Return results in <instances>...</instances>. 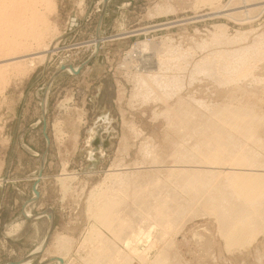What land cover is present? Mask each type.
Segmentation results:
<instances>
[{
	"label": "rangeland",
	"instance_id": "1",
	"mask_svg": "<svg viewBox=\"0 0 264 264\" xmlns=\"http://www.w3.org/2000/svg\"><path fill=\"white\" fill-rule=\"evenodd\" d=\"M17 1L19 2V0ZM235 1L38 0L40 2L38 4L39 13L35 17L31 16V23L27 22L30 25L29 30H26L27 35L25 32L21 33L20 37L15 36L12 44L9 41L4 44L1 42L2 44L0 45V264H23L28 259H31L28 264H95V261L92 260V256H94L93 250L99 249L98 247L102 246L104 240L101 242L102 238H96V234L92 235L93 229L97 232L101 231L102 235L105 234L106 236H104L107 237V240L110 239L106 241L111 242L115 250L111 259H120L119 264L129 261V258L128 264H151L159 258L161 260L165 259L168 264H264V233L257 232V237L253 234L254 241L252 240V242L247 237H244L250 242H248L249 245L247 246L244 243L242 244L245 241L242 238L244 240L241 239L237 244L240 245L241 243L243 248L238 247V245L233 247L232 244L227 243L223 236L224 232L221 230L223 235H220L219 231L222 221L217 216L219 213L215 214L219 210L217 211V207H214L215 205L212 203L217 198L214 195H209V191L208 193L205 192L207 189L213 192L215 189L213 185H219V181L225 180L222 175H227L228 173H224L235 172V169L241 170L239 168L242 166L239 165L240 167L237 168V162L239 163L240 161L239 164H241L250 153L251 157L263 160H261L262 163L258 162L261 163V166L256 159L254 161L256 166L252 162L247 167V163L251 161L248 159L244 160L241 165L246 162L243 165L245 169H250L253 165L251 170L264 173V167H262V165L264 166V0ZM24 15L30 18L29 13H24ZM22 34L25 36H22ZM25 48H27V51ZM151 57L154 60V66L145 67V61ZM242 57L244 58L243 61L240 59ZM248 58L251 60H248ZM200 65L206 66L204 68ZM70 68L72 71L69 70ZM160 72L167 78L169 76L167 80L171 81L174 86L176 82L177 85L181 84L182 87L180 84L175 86L179 93L175 89L173 92V94H179L181 97L172 94V99L171 96L166 97L167 101L163 96L158 95L159 97L157 96V98H161V101L159 99L158 102H154V98L148 97L151 95L147 94L150 89L156 90L155 88L158 85L159 88L163 89L158 81L156 84L151 79L160 75ZM141 75L142 77H139ZM171 77H174L175 81ZM177 77L181 78L177 79V81L175 79ZM139 78H143L145 81L143 82ZM140 81L143 83L139 84ZM145 82L148 86L144 84ZM153 83L156 87H154ZM142 84L144 86H141ZM144 94L148 96L146 97ZM178 98H185L187 104L185 105V102L184 104L182 103L185 99L181 102L182 104H179L177 102ZM162 99H165V102ZM174 104L178 105L177 110ZM191 104H195V108L199 112L194 106L192 107L195 111H190L189 109H192ZM217 109L221 111L218 112L216 111ZM222 109L229 110L226 112L227 114L225 112L221 114ZM236 109L240 110L238 113L242 112L244 117L241 114H235L237 113ZM241 109L244 111L246 109L247 112L250 109L252 114L251 112L248 113L253 116L252 119H250V116L245 117L248 113L246 111V114L243 113L244 111ZM193 111L194 113L191 115ZM229 111L231 114L228 113ZM218 113L226 116L232 115V113L235 115H232L233 117L231 116V118H224L225 115L219 116ZM176 114L177 119L175 120ZM211 114L218 117V120L222 118L215 123L214 121L217 119ZM190 115L195 117L190 118ZM183 116L189 118L186 120V117L184 118ZM209 116L212 118H209ZM178 118L180 119L179 121ZM181 118L182 120L185 119L182 122V125L185 126H183L185 131L181 130L182 126L176 127L181 125ZM245 118L246 120H244ZM247 118L253 125L250 123L245 125L254 126V128H251L257 132L252 131L250 126L249 128L246 126L243 128L252 131V133H249L244 129L248 132L246 135V131L244 132L243 128H240L245 126L244 123H247ZM256 118L260 119V122L253 120ZM230 119L233 121L231 122ZM224 120H226V123L229 122L228 124L230 125L234 121L237 122L236 124L242 123L243 125H238L239 127L236 124L229 125L230 128H234L236 131L233 132L234 130L232 131L227 126L228 124L224 123ZM251 120L255 122L252 123ZM175 121H177V125ZM185 121L190 122L186 123ZM212 122L215 125L219 123L221 125L219 127L223 125H225L223 127H228L225 128L227 129L228 137L225 130V133L219 131L221 128L217 127V125L213 128V131L217 127L219 132L215 130L213 133L212 129H210L213 126L209 127L211 124L213 125ZM235 125L238 128L234 127ZM191 126L193 130L197 131L198 128V130L201 129L203 132L198 131L195 134ZM202 127L206 128V130H203ZM189 129L192 130V133L194 132L193 135L189 133L191 132ZM239 130L242 132H238ZM182 131L187 135L184 136L185 134L183 135ZM201 132L203 135L205 132L207 133L204 135L205 139L202 135L203 143H201V138H198L201 142L196 138L201 135L198 134ZM222 133H224L223 141L226 145L232 146L235 144L232 146L233 152H235L234 156H244L241 157L243 158L242 161L240 157L237 159L231 155L233 152H231L230 146L231 157L229 152L219 145L222 143V140L219 141L223 139ZM231 133L236 136L232 138ZM241 133H243V137H240ZM213 134L216 135L217 140L220 137L218 140L220 143H218ZM257 134L258 136H256ZM189 135L194 136L195 140L194 138L190 140L192 138H189ZM237 135L242 141L244 140L243 142L246 143V145L244 144L245 147H243V142L240 138L238 143H233L234 140L232 141L231 139L238 138ZM209 136L213 137V139L211 137L208 139ZM247 137L251 138L248 139ZM225 138H230L232 145ZM197 140L198 145H196ZM210 140H216L215 144H217L213 146L214 141ZM235 141L237 140L235 139ZM182 142L186 144L184 145ZM205 142V146L209 144L210 147L207 146L211 149L206 147V150H210L212 154H214L213 152L216 154L217 151H227H223L226 156H221V152L218 154V156L220 155L219 159L222 160L221 157H223L222 161H225L224 165L226 167L222 168L221 160L218 162L217 159H215L216 163L209 164L210 160L208 161V159L211 153L204 149L205 146L203 144ZM224 142L222 146L226 147ZM211 143L212 145H210ZM148 145L150 148L147 147ZM191 145L195 147H191ZM199 145L202 147H199ZM187 146L190 153L187 152ZM196 146L200 150L198 148L199 151L194 152V149L197 150ZM211 146L217 149H212ZM229 147L226 149H229ZM234 147L238 150L234 151ZM239 148H242V151ZM179 149H182L183 153ZM200 151L203 152H201L203 155L206 152L205 155H208L207 160L202 158L205 156H202ZM246 151L248 154H246ZM236 152H239V154ZM243 152L246 153L244 154ZM197 153L201 154H198L200 157L196 156ZM257 154L259 155L257 156ZM179 156L181 157L179 158ZM182 156H187L186 158L195 156L196 159L192 157V160L197 161L195 163L191 161L193 162L191 164L184 157L187 162H182ZM225 157L231 158L228 159L229 162L234 158L231 161L234 162H230L232 167L227 166L229 164H226L228 160ZM151 161L156 162L152 163ZM200 161L204 167L199 163ZM160 162L163 165H160ZM175 162L179 164L178 167ZM182 163H187V165L185 164L186 168L187 166L189 167V164V168L193 167L191 169L187 168L190 170V172L188 170L189 173H193L195 169V171H198L197 173L204 174V170H208L209 177L212 176L213 178L207 179L205 176L208 180L207 182L209 183L212 180L217 182L212 181L211 184L207 183L205 185L209 187L214 182L212 185L214 188L212 186L211 188L207 186L205 189L202 188L205 187L203 186L205 178L202 179L204 176L202 174L200 178L203 180L202 184L200 179L197 178L200 177L198 176L200 174L197 175L195 173L197 177L193 176L194 173L192 175L189 174V176L191 175L190 179L187 176V170L183 172L186 168L184 165H180ZM206 163L211 165V167L216 166V169L208 167ZM196 164L202 168L199 167L198 170V167H195ZM217 165L221 166L218 167ZM171 166L172 168L175 166L173 173ZM181 167L184 168L182 169ZM224 169L225 171H223ZM166 170H171L170 172L172 174L175 173L176 176H173L169 171L166 172ZM215 170L218 172L216 174L219 175L215 176ZM155 171L156 173H153ZM138 174L141 175L138 176ZM151 175L155 178H152ZM177 175L182 176V179ZM149 176L151 177L149 179H154V181L160 177L159 179H164L167 184L165 185L164 183L162 185L160 180L157 179L155 181L157 184H154V188L149 183ZM167 176H172L174 181L176 177V181L181 180L182 184L183 182L186 184L187 181H192L188 184H195L194 182L198 180V186L201 185L202 189L199 188L200 186L196 187V182L195 186L186 184L188 192H186L184 185L178 186L179 188L176 186L179 190L182 187L185 190L178 191L175 188V185H177L175 184L176 181L173 183L174 181L172 180V182L171 178ZM192 176L197 179L193 180ZM217 176L220 177V180ZM130 177H133L132 180L139 177L136 178L137 180H133L137 181V183H131ZM185 178H188L187 181H183ZM125 179L128 182L125 183ZM169 180L170 183H168ZM129 182L131 187L136 183L137 188L138 183H147V186L145 185L146 188L149 190L154 188L152 191H157L156 196L161 195L166 202L170 196H172L170 200L180 196V200H184L182 203H185L183 208L187 210L182 208L184 216L177 214L180 217H173L174 221L172 222L174 224L165 218L164 222H161L163 220L159 218L157 221H160V223L157 222V226L155 219L153 220L154 216L150 219L148 217L149 221H147L150 224L146 223L145 226L150 225L151 227L152 224L155 227L151 231L150 236L142 234L135 236L132 232L127 234L129 231H126L127 238L131 241L130 246L126 247L123 236L125 235L123 234L124 230L121 232L119 230L121 228H116L120 234L119 232L117 234L116 232L114 233L117 236H123L124 239H118L116 235H112L113 232L109 231L108 228H104V225L95 220L94 214H92V210L94 211L95 208L92 209V207H94L95 203L98 204H95V207H101L106 202L105 200L112 199L111 197L118 194L116 197L122 198L119 201L124 200L118 202V204L121 203L120 205L117 204L119 206L118 212L121 214L117 213L115 218L113 213L111 218L122 221L120 215L121 218H126L128 215L129 220L128 218L126 219L127 222H130L128 225L131 226L134 222V227L139 224V226H142L141 223H138L140 221L135 219L139 215L137 211L139 209L140 211L142 210L137 208L142 205L145 208V203L142 204V202L146 201L147 203L150 200H148L149 198L145 200L141 197L144 201L139 200L141 202L139 204L137 200L140 206H134L138 205L136 199L139 198L138 195L137 198L131 197L134 190L133 187L131 189ZM151 183L153 184L154 182ZM181 183L180 185H182ZM121 185L123 186L121 187ZM145 186L139 185V188L142 187L144 190ZM149 186L150 188L153 187L150 189ZM189 186L196 187L195 191L197 192L204 191L207 199L204 200L206 197L203 194L201 195V192L199 194V192L196 193L194 191L195 194L192 191L194 190L192 187L190 192ZM35 187L37 192L40 193L39 196L34 192ZM136 187L135 189L138 191L139 188L137 189ZM159 187L160 189L161 187L166 189L168 187L169 189L167 191L163 189L165 193H160L163 190L159 191ZM103 189V192H106V194H102L104 199L108 191L109 193L106 197H110L109 199H103L104 201H102L103 197L101 195L103 192L99 194ZM127 189H130V191ZM113 190L118 191L116 193ZM137 191L134 192L137 194ZM94 192L96 198H100H98V201L94 196ZM122 192L125 195L130 192L131 198H129L128 194V199ZM166 192H168V195L170 194L167 197L168 199L165 197L167 196ZM186 193L191 195L192 200L189 197L191 201L196 200L198 202L196 208L194 205L197 202L193 201L195 202L193 204L187 199L191 202L189 204L184 199L189 196H185L184 194ZM207 194L209 197L211 196L212 201H209L210 198L208 199ZM144 196L150 197L148 194ZM151 196L153 197V195ZM201 197L204 198L201 200ZM261 197L262 199L259 200L264 203V193ZM90 198L94 202L93 205H91V201L90 203L88 202ZM132 198L134 203H131ZM201 201L207 202V206H205L206 204L203 205L208 213L204 211L205 207L201 205L203 203ZM124 202L129 203L124 207L126 212L125 210L120 211L121 205L124 206L125 204ZM263 203L260 204L263 205ZM130 204L136 210L134 208L133 211L132 209L130 210ZM188 205L191 209L187 207ZM259 206L256 208L257 213L255 211V214L258 215L254 217H258L256 220L260 223L263 220L260 217L264 218V207ZM197 207L201 209L198 208L197 210ZM213 207L214 211H209L213 210ZM258 208L263 210V212L260 211L259 213ZM189 210L193 212L190 211L191 213H189ZM126 220L123 219L125 222H117L118 225L115 226H121V223L123 226L124 223H127ZM180 220L182 221L181 223ZM166 222L169 224L166 225L168 227L164 226ZM175 224H179L177 225L178 227ZM170 225H174L172 226L173 228ZM130 226H128V229L132 227ZM162 226L167 229H162ZM123 227L122 229H124ZM258 229L264 231V223ZM161 230L162 232L160 233ZM159 234H162L161 236L164 235L166 238L161 237ZM156 236L161 237V239L159 238V240ZM247 236L249 237V235ZM63 238L69 241H62L61 239ZM247 241H245L246 244ZM121 242H123V245ZM226 243L232 246L227 247ZM227 248L229 251H227ZM98 252H100V249ZM118 253L126 255V257L118 256ZM116 255L118 257H115ZM155 256H158V259ZM138 257L140 259L143 258L144 261H141ZM58 258L62 260L60 261ZM93 258L95 259V256ZM116 261L110 260L109 264L113 262L115 264L117 263Z\"/></svg>",
	"mask_w": 264,
	"mask_h": 264
},
{
	"label": "bare ground",
	"instance_id": "2",
	"mask_svg": "<svg viewBox=\"0 0 264 264\" xmlns=\"http://www.w3.org/2000/svg\"><path fill=\"white\" fill-rule=\"evenodd\" d=\"M234 1H235V0H234ZM40 2H41V1H40ZM40 2H38V0H31V1H29V0H19V2H18L17 0H16V1H15V0H0V45H1L2 43L4 44V43L9 42V41L11 42L10 44H12V42H13L15 36H19V35H21V33H24V32L26 33V32L29 30L30 25H29L28 23H31V19H32V17H35V15H37V14L39 13V12H38V4H39ZM235 2H236V1H235ZM24 13H29V14H30V18L26 17V16L24 15ZM31 16H32V17H31ZM23 20H26V21H23ZM35 20H36V19H35ZM27 22H28V23H27ZM26 30H27V31H26ZM31 33H32V32H31ZM33 33H34V32H33ZM15 34H16V35H15ZM26 35H27V33H26ZM32 35H33V34H32ZM22 36H25V35L22 34ZM19 37H20V36H19ZM32 38H33V37H32ZM33 39H34V38H33ZM1 42H2V43H1ZM38 42H39V41H38ZM22 43H23V42H22ZM36 43H37V42H36ZM17 44H18V43H17ZM17 44H16V45H17ZM24 44H25V43H24ZM13 45H14V43H13ZM26 45H27V44H26ZM28 45H29V44H28ZM38 45H39V44H38ZM142 45H143V44H142ZM22 46H23V45H22ZM24 47H25V46H24ZM24 47H23V48H24ZM26 47H27V46H26ZM32 47H33V46H32ZM13 49H14V48H13ZM15 49H16V48H15ZM26 49H27V48H25V50H26ZM18 50H19V49H18ZM46 50H47V49H46ZM26 51H27V50H26ZM31 51H33V50H31ZM243 51H244V50H243ZM12 52H13V50H12ZM15 53H16V52H15ZM17 53H18V52H17ZM135 53H136V52H135ZM232 53H233V52H232ZM243 53H244V52H243ZM6 54H7V53H6ZM42 54H43V53H42ZM25 55H26V54H25ZM43 55H44V54H43ZM242 55H243V54H242ZM6 56H7V55H6ZM244 56H245V55H244ZM253 57H254V56H253ZM238 58H239V57H238ZM240 59H242V61H243L244 58L242 57V58H240ZM142 60H143V59H142ZM248 60H251V59L248 58ZM42 61H43V59H42ZM169 61H170V60H169ZM244 61H245V60H244ZM153 62H154V60L152 59V57L149 58V59H147V60L145 61V65H146L145 67H148V68H149V67L154 66L155 63H153ZM203 62H204V61H203ZM142 63H143V61H142ZM204 64H205V63H204ZM204 64H203V65H204ZM172 65H173V64H172ZM203 65H200V66H202V67L205 68L206 65H205V66H203ZM175 66H176V65H175ZM252 66H253V65H252ZM68 67H69V66H68ZM139 67H140V66H139ZM198 67H199V66H198ZM207 67H208V66H207ZM179 68H180V67H179ZM199 68H200V67H199ZM210 69H211V68H210ZM69 70H71V68H70ZM140 70H141V69H140ZM203 70H206V69H203ZM203 70H202V71H203ZM71 71H72V70H71ZM143 71H144V70H143ZM194 71H195V70H194ZM207 71H208V70H207ZM209 71H210V70H209ZM163 73H164V72H163ZM200 73H201V72H200ZM155 74H156V73H155ZM198 74H199V73H198ZM143 76H144V75H143ZM208 76H209V75H208ZM214 76H215V75H214ZM139 77H142V75L139 76ZM175 77H176V76H175ZM145 78H146V76H145ZM148 78H150V77H148ZM171 78H172V77H171ZM171 78H170V79H171ZM180 78H181V77H180ZM180 78L177 77V78H175V79L177 80V79H180ZM243 78H244V77H243ZM139 79H140V80L142 79L143 82L145 81V79H143V78H139ZM151 79H152V82H156V84H157V81H158L159 84L163 87V89H162L161 87H160V88H161V89H160V88L158 87V86H159V85H158L157 88H155L156 90H154V89L151 90V89H150V90H151V91H150V90L148 89V90H149V93H147V94H148V95L151 94V95H150V96L147 95V96H148V97H152V98H154V100L152 99L154 102H155V101L158 102L159 99H160V101H161V98H157L158 95H160L161 97L163 96L165 99H166L167 96H171V99H172V97H173L172 94H173V92H174V89L176 88L175 86H179V84H180V83L178 82L179 84L177 85V82H176V84H175V86H174L173 84H171V81H168V80H167V79H169V76H168V78H167V76H163L162 72H160V75L154 76V77L151 78ZM172 80H174V77L172 78ZM138 81H139V80H138ZM142 81H140L139 84L143 83ZM174 81H175V80H174ZM174 81H172V82H174ZM177 81H178V80H177ZM152 82H151V83H152ZM168 82H170V83H168ZM149 83H150V82H149ZM181 83H182V82H181ZM144 84H146V82H145ZM144 84H142L141 86H144ZM153 84H154V83H153ZM146 86H148V84H146ZM151 86H153V85L151 84ZM180 86H181V84H180ZM154 87H156L155 84H154ZM154 87H153V88H154ZM181 87H182V86H181ZM141 88H143V87H141ZM146 88H148V87H146ZM144 89H145V87H144ZM178 89H179V88H178ZM182 89H184V88H182ZM148 90H147V91H148ZM176 90H177V89H175V91H176ZM180 90H181V89H180ZM143 91H144V90H143ZM147 91H146V92H147ZM156 91H157V93H156ZM176 92L179 93V90H177ZM144 93H145V91H144ZM175 94H176V93H175ZM175 94H173V95H175ZM144 95H145V94H144ZM178 95H179V94H176V96H178ZM145 96H146V95H145ZM147 96H146V97H147ZM179 96H180V95H179ZM179 96H178V97H179ZM141 97H142V96H141ZM158 97H159V96H158ZM180 97H181V96H180ZM174 98H176V97H174ZM182 98H183V97H182ZM182 98H178V101H177V102H178L179 104H182V103L184 104V102L186 101L185 98H184L185 100L182 99ZM145 99H147V98H145ZM148 99H149V98H148ZM148 99H147V100H148ZM165 99H162V101L164 100L163 102H165ZM152 100H151V101H152ZM166 100H167V99H166ZM169 100H170V99H169ZM183 100H184V101H183ZM145 101H146V100H145ZM167 101H168V100H167ZM182 101H183V102H182ZM188 101H189V100H188ZM181 102H182V103H181ZM178 103H177V104H178ZM177 104H176V105L174 104V105H175L174 107L176 108V110L178 109V108H177V107H178ZM186 104H187V103L185 102V105H186ZM196 104H197V103H196ZM169 106H170V105H169ZM169 106H168V108H169ZM187 106H188V105H187ZM189 106H190V103H189ZM192 106H194V108L196 107L195 104H194V105L191 104V107H192ZM226 106H228V105H226ZM197 107H198V106H197ZM220 107H221V106H220ZM222 107H223V106H222ZM230 107H231V106H230ZM246 107H247V106H246ZM246 107H245V108H246ZM186 108H187V107H186ZM186 108H184V110H185ZM194 108L192 107V109H189V110H190V111H191V110H194ZM225 108H226V107H225ZM227 108H229V107H227ZM238 108H239V107H238ZM195 109H196V108H195ZM169 110H170V108H169ZM173 110H175V109H173ZM182 110H183V109H182ZM189 110H188V111H189ZM196 110L198 111V109H196ZM222 110H223V109H222ZM228 110H229V109H228ZM228 110H226V109L223 110V111L221 112V114L224 113V112L226 113ZM241 110L244 111L243 109H241ZM259 110H260V109H259ZM171 111H172V109H171ZM186 111H187V109H186ZM194 111H195V110H194ZM194 111L191 113V115L194 113ZM197 111H196V112H197ZM216 111L219 112V111H221V110H220V109H217ZM236 111H237V113H235V114H241V116H243L242 112H241V113H238V111L240 112V110L236 109ZM245 111H246V109H245ZM245 111H244L243 113H245ZM181 112H182V111H181ZM184 112H185V111H184ZM198 112H199V111H198ZM211 112H212V110H211ZM234 112H235V111H234ZM246 112H247V111H246ZM248 112H251V114H252V111H250V109H248ZM248 112H247V113H248ZM189 113H190V112H189ZM228 113L231 114L230 111H229ZM253 113H254V112H253ZM203 114H204V113H203ZM208 114H209V113H208ZM213 114H215V112H213ZM216 114H217V113H216ZM218 114H219V113H218ZM221 114H219V116H224V115H225V114H223V115H221ZM226 114H227V113H226ZM235 114L232 113V115H235ZM245 114H246V113H245ZM245 114H244V115H245ZM191 115H190V118L195 117V116L192 117ZM194 115H196V114H194ZM201 115H202V113H201ZM206 115H207V114H206ZM206 115H205V116H206ZM211 115H212V114H211ZM211 115H210V116H211ZM232 115H227V116L225 115L224 118H226V117L231 118ZM167 116H169V115H167ZM210 116H209V118H212V117H210ZM212 116L215 117V115H212ZM248 116L251 117V118L249 117L250 119H252V117H253L252 115H249V113H248L247 116H245V117H248ZM169 117H170V116H169ZM183 117H184V116H183ZM185 117H186V118H185ZM185 117H184V118H185L186 120H187V118H189V117H187V116H185ZM202 117H203V115H202ZM232 117H233V116H232ZM234 117H235V116H234ZM239 117H240V116H239ZM243 117H244V116H243ZM243 117H241V118H243ZM257 117H258V116H257ZM215 118L217 119L218 117H215ZM219 118H220V117H219ZM221 118H222V117H221ZM221 118H220V120H221ZM228 118H227V119H228ZM241 118H239V119L241 120ZM249 118H247V119L249 120ZM254 118H255V117H254ZM259 118H260V117H259ZM170 119L172 120L171 117H170ZM176 119H177V114H176L175 120H176ZM185 119H184V120H185ZM196 119H197V118H196ZM198 119H199V118H198ZM200 119H201V118H200ZM213 119H214V118H213ZM171 120H170V121H171ZM173 120H174V119H173ZM179 120H180V119L178 118V121H179ZM181 120H182V118H181ZM184 120L181 121V123H180L181 125H177V121H175V122H176L175 124L177 125L176 127H178V126L181 127V126H182V127H181V130H183V131H185V130L183 129L185 126L182 125V124H183L182 122H183ZM188 120H190V119H188ZM192 120H193V119H192ZM192 120H191V121H192ZM220 120L217 119V120H215L214 122L216 123V121L218 122V121H220ZM228 120H229V119H228ZM230 120H231V119H230ZM240 120H239V122H240ZM244 120H246V118H245ZM248 120L246 121L247 123H244V125L250 123V120H249V122H248ZM253 120H256V121H257L258 119L256 118V119H253ZM259 120H260V119H259ZM259 120H258V121H259ZM263 120H264V118H263ZM198 121H199V120H198ZM202 121H203V120H202ZM209 121H213V120H209ZM224 121H225L224 123H226V120H224ZM232 121H233V120H231V122H232ZM236 121H238V120L236 119ZM172 122H173V121H172ZM185 122H186V121H185ZM189 122H190V121H188V122H186V123H189ZM196 122H197V121H196ZM221 122L223 123V121H221ZM243 122H244V121H243ZM251 122H252V120H251ZM253 122H255V121H253ZM253 122H252V123H253ZM259 122H260V121H259ZM173 123H174V122H173ZM199 123H200V121H199ZM203 123H204V122H203ZM212 123H213V122H212ZM215 123H213V125H212L211 123H209V124H211V125H210V126L208 125L209 127H212V126H213L212 128H210V129H212V131H213V128H214L216 125H217V127L221 126V125H219V123L216 124V125H215ZM228 123H229V122H228ZM228 123H226V125H227ZM236 123H237V122H235V121L233 122V124H236ZM256 123H257V122H256ZM170 124H172V123H170ZM175 124H174V125H175ZM178 124H179V123H178ZM200 124H201V123H200ZM205 124H208V123H205ZM233 124H232V125H233ZM241 124H242V123H241ZM241 124L238 123V124H236V125H237V126H238V125L241 126ZM250 124H251V123H250ZM190 125H191V124H190ZM190 125H189V126H190ZM192 125H194V124H192ZM229 125H230V124H228L227 126H229ZM232 125H230V126H232ZM236 125H235L234 127H237ZM242 125H243V124H242ZM251 125H253V124H251ZM183 126H184V127H183ZM198 126L201 127L199 124H198ZM198 126H197V127H198ZM223 126H225V125H223ZM223 126H222V127H219V128L222 129V130L220 129L219 131H221V132L223 131V132H224V130H225V132H226L227 129H225V128H228V127H223ZM230 126H229V128H230ZM246 126H247V125H245V126H241L240 128H243V127H246ZM249 126H250V125H248L247 128H249ZM258 126H259V125H258ZM191 127H192V126H191ZM217 127H216L215 130L218 131L219 128H217ZM238 127H239V126H238ZM238 127H237V128H238ZM251 127L254 128V126H250V128H251ZM186 128H187V126H186ZM202 128H203V127H202ZM237 128H236V130H237ZM253 128H251L252 131L254 130ZM204 129L206 130V128H203V130H204ZM207 129H208V128H207ZM210 129H208V130L210 131ZM230 129H231L232 131L234 130V128H230ZM244 129H246V128H243V131H244V132H245L246 130L248 131V129H246V130H244ZM179 130H180V129H179ZM189 130H191V129H189ZM192 130H193V127H192ZM192 130H191V132H189V133H191V134L193 135L194 132L192 133ZM208 130H207V131H208ZM215 130H214V131H215ZM228 130H229V129H228ZM183 131H182V132H183ZM193 131H195V130H193ZM198 131L200 132V131H202V130H201V129L198 130V128H197V131H195V134H196V132H198ZM207 131H206V132H207ZM212 131H210V132L212 133ZM214 131H213V133H214ZM219 131H218V132H219ZM229 131H230V130H229ZM232 131H230V132H232ZM247 131L245 132V134L248 133V132H249V133H250V132L252 133V131H248V132H247ZM254 131H255V130H254ZM182 132H181V133H182ZM187 132H188V131H187ZM202 132H203V131H202ZM202 132H201V133H198V134H201V135H199V136L196 135V136H198V137H196L197 139H198V138H201L202 142H201L200 139H198L201 143H203V141H204L203 138H202V135H203ZM206 132H205V134L208 133V132H207V133H206ZM225 132H224V133H225ZM233 132H236V131L234 130ZM238 132H242V131L239 130ZM244 132H243V133H244ZM255 132H257V131H255ZM189 133H188V134H189ZM224 133H222V134H223V135H222V136H223V137H222L223 139H220V137H219L220 140L218 139L219 141L222 140V143L219 144V145H221V147H222L223 149L225 148V150H227L228 152L230 151V147H231V152H233V148H232V146H234L235 144L232 145V142H231L229 139H230L231 137L233 138L234 135L231 133L232 136H231V137L229 136L230 138L226 139V138L228 137V134H227V132H226V134H227L226 136H227V137L225 138V140H228L229 142H231V145H232V146H230L229 144L226 145V143L223 141V140H224ZM228 133H229V132H228ZM243 133H241V136H240V137H243V136H242ZM184 134H185V133L183 132V135H184ZM191 134H190V135H191ZM205 134H204V135H205ZM209 134H210V133H209ZM215 134H216V133H215ZM219 134H220V133H219ZM253 134H254V133H253ZM181 135H182V134H181ZM186 135H187V134H185L184 136H186ZM190 135H189V136H190ZM204 135H203V137H204ZM213 135H214V134H213ZM216 135H217V134H216ZM216 135H214V137H215ZM246 135H247V134H246ZM249 135H250V134H249ZM200 136H201V137H200ZM211 136H212V135H211ZM211 136H209L208 139H210ZM219 136H221V135H219ZM235 136H236V135H235ZM235 136H234V137H235ZM237 136H238V135H237ZM244 136H245V135H244ZM256 136H258V134H257ZM256 136H255V137H256ZM240 137L238 136V138H234V139H231V140H232V141L234 140L233 143H235V142L238 143ZM245 137H246V136H245ZM248 137H249V136H248ZM248 137H247V138H248ZM183 138H184V137H183ZM189 138H192V139H190V140H193L194 136H193V137L190 136ZM189 138H187V139L189 140ZM206 138H207V137H206ZM211 138L213 139V137H211ZM217 138H218V136H217ZM247 138H246V140L250 139L251 137L248 138V139H247ZM204 139H205V137H204ZM215 139H216V137H215ZM235 139H236L237 141H235ZM243 139H244V138H243ZM194 140H195V138H194ZM198 140H197V142L195 141V142L197 143V144L195 143L196 145H198ZM216 140H217V139H216ZM216 140H215V141L213 140V141H214L213 146H214ZM218 140H217V141H218ZM240 140H241V138H240ZM246 140H245V141H246ZM252 140H254V139L252 138ZM99 141H100V140H99ZM181 141H183V140H181ZM184 141H185V140H184ZM210 141H212V140H210ZM213 141H212V142H213ZM219 141H218V143H220ZM241 141H242V140H241ZM243 141H244V140H243ZM243 141H242V142H243ZM248 141H249V140H248ZM255 141H257V140L255 139ZM255 141H254V142H255ZM260 141H261V140H260ZM189 142H190V141H189ZM200 142H199V143H200ZM207 142H208V140H207ZM223 142L225 143L226 147H225L224 145H223L224 147L222 146ZM178 143H179V142H178ZM182 143L184 144V142H182ZM208 143H209V142H208ZM237 143H236V145H237ZM240 143H241V142H240ZM247 143H248V142H247ZM172 144H173V143H172ZM174 144H175V143H174ZM185 144H186V143H185ZM185 144H184V145H185ZM205 144H206V142L203 144V146H205ZM216 144H217V143H216ZM216 144H215V145H216ZM244 144L246 145V143L243 142V147H245ZM253 144H255V143H253ZM259 144H260V143H259ZM263 144H264V143H263ZM187 145H188V144H187ZM193 145H194V144H193ZM201 145H202V144H201ZM201 145H199V147H200ZM207 145L209 146V144H207ZM207 145H206L205 148H204L205 150H206V147H208ZM210 145H212V143H211ZM219 145H218V146H219ZM241 145H242V143H241ZM178 146H179V145H178ZM213 146H211L212 149L215 148V147L213 148ZM227 146H228V147L230 146L229 149H226V148H228ZM237 146H239V144H238ZM237 146H236V147H237ZM147 147L150 148L149 145H148ZM187 147H188V146H187ZM191 147H195V146H192V145H191ZM191 147H190V148H191ZM196 147H197V146H196ZM199 147H197V150L194 149V152H195V151H199V150H200ZM201 147H202V146H201ZM209 147H210V146H209ZM209 147H208V148H209ZM236 147H234V151L237 149ZM239 147H240V146H239ZM241 147H242V146H241ZM248 147H249V146H248ZM257 147H258V146H257ZM261 147H262V145H261ZM176 148H177V147H176ZM178 148H179V147H178ZM181 148H183V147H181ZM198 148H199V150H198ZM218 148H219V147H218ZM252 148H253V147H252ZM183 149H184V148H183ZM188 149H189V147L187 148V150H188ZM202 149H203V148H202ZM209 149H210V148H209ZM215 149H217V148H215ZM219 149H220V148H219ZM223 149H220V150H223ZM240 149H241V151H242V148H239V150H240ZM259 149H260V148H259ZM262 149H263V147H262ZM153 150H154V149H153ZM179 150H180V149H179ZM179 150H178V151H179ZM187 150H186V151H187ZM190 150H191V149H190ZM210 150H211V149H210ZM210 150H209V151L206 150V151L210 152ZM225 150H223V151H224V152H227V151H225ZM237 150H238V149H237ZM237 150H236V151H237ZM252 150H253V149H252ZM260 150H261V149H260ZM260 150H259V151H260ZM146 151H147V150H146ZM178 151H176V152L178 153ZM180 151H182V149H181ZM180 151H179V152H180ZM216 151H217V150H216ZM223 151H217L218 153L216 152V154H215V152L212 151L215 155L212 154V153L210 152L211 155H210V158H209V159L207 158L208 155H207V156L205 155L206 152L204 153V155L202 154V153H203L202 151H200V153L202 152V153H201L202 156H205V157H202V158H204V159L207 158L208 161H209V160L211 161V163H210V161H209V164H214V162L216 163L215 159H217V161L220 162V161H219V160H221V159H219L220 155L218 156V154H220V152L222 153L221 156H223V155L226 156V154H224ZM241 151H240V152H241ZM243 151H244V148H243ZM261 151H262V150H261ZM187 152H189V150H188ZM231 152H229V155H230ZM246 152H247V151H246ZM246 152H245V153H246ZM251 152H252V151H251ZM254 152H255V150H254ZM173 153H174V152H173ZM173 153H172V155H173ZM182 153H183V151H182ZM185 153H186V152H185ZM185 153H184V154H185ZM189 153H190V152H189ZM192 153H193V152H192ZM200 153H197L196 156H197V157H200V156H198V154H200ZM210 153H209V154H210ZM234 153H235V152H233V154H231V155L234 156ZM236 153H237V152H236ZM241 153H242V152H241ZM241 153H240V154H241ZM243 153H244V152H243ZM245 153H244V154H245ZM257 153H258V152H257ZM260 153H262V152H260ZM150 154L152 155V153H150ZM150 154H149V155H150ZM170 154H171V153H170ZM187 154H188V153H187ZM201 154H200V155H201ZM237 154H239V152H238ZM237 154H236V155H237ZM246 154H248V152H247ZM250 154H251V153H250ZM250 154H249V156L247 155L248 157H247V156L245 157L246 159L251 160V161H249V163H247V167H248V165L251 164L252 162H253V164L256 166V164H255L256 162H254L255 159H256V157H255V158H254V157H251ZM252 154H253V152H252ZM156 155H157V153H156ZM156 155H155V156H156ZM175 155L177 156L176 153H175ZM178 155H179V154H178ZM182 155H183V154H182ZM189 155H190V154H189ZM212 155H213V156H212ZM231 155H230V157H231ZM258 155H259V154H257V156H258ZM237 156H238V157H237ZM237 156H234V157H236L237 159H239L240 155H237ZM262 156H263V155H262ZM151 157H152V156H151ZM153 157H154V154H153ZM157 157H158V156H157ZM180 157H181V156H179V158H180ZM184 157L186 158L187 156H184ZM184 157L182 156V158H183V159H182V160H183L182 162H187V161L189 160V162L192 164L193 162L195 163V162L197 161V160H196V161H195V160H192V157H195V156H192V157L189 156L188 158H186L187 161L184 160ZM230 157H228V158L225 157V159L227 158V160H228ZM241 157H244V156L241 155ZM241 157H240V158H241ZM173 158H174V157H173ZM177 158H178V156H177ZM221 158H222V160H223V157H221ZM145 159H146V158H145ZM154 159H155V158H154ZM195 159H196V157H195ZM198 159H199V158H198ZM207 159H206V160H207ZM225 159H224V160H225ZM230 159H231V158H230ZM233 159H234V158H233ZM233 159H232V160H233ZM242 159H243V158H241L240 160L242 161ZM246 159H244V160L246 161ZM155 160H156V159H155ZM176 160H177V159H176ZM178 160H179V159H178ZM206 160H204V161H206ZM222 160H221V162H222L221 165H222V168H224V167H226V166L224 165V164H225V161H222ZM232 160H230V162H231ZM235 160H236V159H235ZM244 160H243V161H244ZM256 160H257V159H256ZM261 160H262V159H261ZM261 160H260V159L257 160V163H258V162H261ZM144 161H145V160H144ZM152 161H153V160H152ZM152 161H151V162H152ZM191 161H193V162H191ZM208 161H207V162H208ZM236 161H237V160H236ZM236 161H235V162H236ZM238 161H239V160H238ZM243 161L241 162V164L243 163ZM262 161H263V160H262ZM155 162H156V161H155ZM155 162H152V163H155ZM161 162H162V161H161ZM161 162H160V163H161ZM218 162H217V163H218ZM223 162H224V163H223ZM227 162H228V163H227ZM230 162H229V160L226 161V164H229V165H227L228 167H229V166L232 167V166H231L232 164H230ZM233 162H234V161H233ZM233 162H231V163H233ZM157 163H158V161H157ZM175 163L177 164V162H175ZM175 163H174V164H175ZM178 163H179V162H178ZM199 163L201 164V161H200ZM239 163H240V161H239ZM239 163L237 162V164H238L237 168H239L240 166H242L243 168H242V167L239 168V169H241V170H236V169H235L236 166H235V168L233 167V169H235V172H232V173H231V171H230V172H226V173H224V174H227V173H228L227 175H222V174H221L222 177H223V176L225 177V178H224L225 180H224L223 178H221V179H223L224 181H222V180L219 181V182H218L219 185H217V184L215 185L214 182H217V181H216V180H215V181L212 180V181H214V182H213L214 185H213V184H212V185L215 186V189H214V190L212 189L213 192L210 191V190H208V189H207L205 192L208 193V191H209V193H208L209 195H210V194H211V196L214 195V197L216 196L215 198H217V199H215V200H217V201H215V200L211 199V198H210L211 196L209 197V195L207 194V195H208V199H209V198L211 199V200L209 199V201H212V200H213L212 203H213L215 206H214V205H212V206L217 207V208H216L217 211L219 210L218 212H215V214H216V213H217V214L219 213L218 215H217V214H216V215L219 216V220L222 221L221 224H220V225H221V228H220V230L218 229V230L220 231V235H223V234H221V230H222V231L224 232V235H223V236H224L225 239L227 240V243L232 244L233 247H237L236 245H238V247H240V248L242 247V248H243V245H242L243 243H244L245 246L249 245V244H248L249 241H247L246 238H244V237H247V239L250 240V242H252V240L254 241V235L257 237V232H258V233H259V232H260V233H261V232L264 233V231H263L262 229H260V230L258 229V227H259V226L261 227V225L264 223V222L262 223V221H264V218H263V217H260L261 220L263 219V220L260 222V223H261V224H260V223L257 222V220H256V219H258V217H257V218L254 217L255 215H258V214H255V211H256V208L258 207V205L264 207V203L261 202V201L259 200V199H262L261 196H263V193H264V173H261V172H258V171L256 172V171L251 170V168L253 167V165H252V167H251L250 169H245V166H243V165H245L246 162H245L243 165H241V164H239ZM261 163H262V162H261ZM261 163H258V164H260V166H261ZM143 164H144V163H143ZM174 164H173V165H174ZM176 164H175V165H176ZM185 164L187 165V163H185ZM185 164L182 163V164H180V165H184L185 168H186V165H185ZM202 164H203V163H202ZM202 164H201V165H202ZM209 164L207 165V163H206V165H207L208 167L210 166V168H212V169H214V168L216 167V166H215V167H211V165H209ZM219 164H220V163H219ZM237 164H236V165H237ZM150 165H153V164H150ZM156 165H157V164H156ZM160 165H163V164L161 163ZM178 165H179V164H177L176 166L178 167ZM206 165H205V166H206ZM215 165H216V164H215ZM221 165H217V166L219 167V166H221ZM223 165H224V166H223ZM239 165H240V166H239ZM154 166H155V164H154ZM191 166H192V165H191ZM193 166H194V164H193ZM202 166H203V165H202ZM213 166H214V165H213ZM255 166H254V167H255ZM151 167H152V166H151ZM174 167H175V166H173V168H174ZM179 167H180V166H179ZM189 167H190V164H189ZM189 167L187 166V168H189ZM195 167H198V165L196 164ZM199 167H201V166H199ZM199 167H198V170H199ZM203 167H204V166H203ZM247 167H246V168H247ZM257 167H258V166H257ZM262 167H264V166L262 165ZM153 168H154V167H153ZM171 168H172V166H171ZM173 168H172V173H173V170H174ZM181 168H182V167H181ZM183 168H184V167H183ZM183 168H182V169H183ZM187 168L184 169L183 172H184L185 170H187L186 172H188V170L191 169V168H193V167H191V168H189V169H187ZM201 168H202V167H201ZM206 168H207V167H206ZM222 168H221V169H222ZM258 168H259V167H258ZM260 168H261V167H260ZM122 169H123V168H122ZM135 169H136V168H135ZM164 169H165V168H164ZM168 169H169V168H168ZM176 169H177V168H176ZM176 169H175V170H176ZM178 169H179V168H178ZM208 169H209V168H208ZM212 169H211V170H212ZM215 169H216V168H215ZM228 169H229V168H228ZM242 169H243V170H242ZM196 170H197V169H196ZM211 170H210V171H211ZM226 170H227V169H226ZM231 170H232V169H231ZM248 170H249V171H248ZM260 170H262V169H260ZM263 170H264V168H263ZM131 171H132V170H131ZM145 171H146V170H145ZM145 171H144V172H145ZM149 171H150V170H149ZM159 171H160V170H159ZM159 171H158V172H159ZM168 171H169V173H171V172H170L171 170H168ZM168 171L166 170V172H168ZM200 171H201V170H200ZM223 171H225V169H224ZM227 171H228V170H227ZM233 171H234V170H233ZM65 172H66V171H65ZM113 172H114V171H113ZM141 172H142V171H141ZM150 172H151V171H150ZM150 172H149V173H150ZM161 172H162V171H161ZM178 172H179V171H178ZM189 172H190V170H189ZM189 172H188V174H187V176H188L189 178H190V176H191L193 173H194L193 176H196V177H197L198 174H200V175H198V176H200V177H197V178H199V179H200L203 175H204V176L202 177V179H203V178L206 179V177H207V179H209V178L212 179V178H213L212 176L209 177L210 175H208L209 173H207L208 170H207V171L204 170V172H205V173L203 172L204 174H202V173H200V172L197 173L198 171H195V169L193 170V173H192V172L189 173ZM219 172H221V171H219ZM121 173H122V172H121ZM124 173H125V172H124ZM147 173H148V170H147ZM153 173H156V171L153 172ZM164 173H165V172H164ZM164 173H163V174H164ZM172 173H171V174H172ZM176 173H177V172H176ZM181 173H182V172H181ZM195 173H197V175H195ZM212 173H214V171H212ZM216 173H218V172H216V170H215V176H216V175H219V174H216ZM229 173H230V174H229ZM108 174H109V173H108ZM125 174H126V173H125ZM125 174H124V175H125ZM136 174H137V172H136ZM141 174H142V173H141ZM141 174H140V175H141ZM150 174H151V173H150ZM165 174H166V173H165ZM189 174H191V175L189 176ZM201 174H202V176H201ZM206 174H207V175H206ZM63 175H65V173H63ZM66 175H67V174H66ZM109 175H110V174H109ZM119 175H120V174H119ZM140 175L138 174V176H140ZM142 175H144V174H142ZM154 175H155V174H154ZM167 175H168V174H167ZM169 175H170V174H169ZM172 175L174 176L175 173L172 174ZM181 175H182V174H181ZM211 175H213V174H211ZM221 175H220V176H221ZM115 176H116V175H115ZM126 176H127V175H126ZM126 176H124V177H126ZM131 176H132V175H131ZM134 176H135V175H134ZM144 176H145V175H144ZM146 176H148V175H146ZM155 176H156V175H155ZM158 176H159V175H158ZM175 176H176V175H175ZM177 176H178V175H177ZM193 176H192V177H193ZM205 176H206V177H205ZM213 176H214V175H213ZM120 177H122V175H120ZM151 177H152V178H155L153 175H151ZM151 177L149 176L148 179L151 178ZM156 177H157V176H156ZM164 177H165V175H164ZM167 177H168V178H171V181L173 180V179H172V178H173L172 176H171V177L167 176ZM178 177H181V179H182V176H178ZM178 177H177V178H178ZM196 177H195V178H196ZM217 177H218V176H217ZM217 177H216V178H217ZM68 178H69V177H68ZM70 178H71V177H70ZM114 178H115V177H114ZM127 178H128V177H127ZM127 178H126V179H127ZM130 178H131V177H130ZM132 178H133V177H132ZM132 178H131V180H132ZM136 178H139V177H136ZM136 178H134L133 180H135ZM159 178H160V177H158L157 179H159ZM183 178H184V177H183ZM193 178H194V177H193ZM195 178H194L193 180H196V179H197V178H196V179H195ZM218 178H219V180H220V177H218ZM218 178H217V179H218ZM108 179H109V178H108ZM126 179H125V183L128 182V181H126ZM157 179H155V181H156ZM187 179H188V178H185V179H183V181H184V180L187 181ZM190 179H191V178H190ZM205 179H204V181L200 179L201 184H202L203 182H205V183H203V184H204L203 186H205V187H202L203 189H205V188L208 187L207 185H205V184L208 183V182H207L208 180L206 179V181H205ZM110 180H111V178H110ZM131 180H129V181H131ZM133 180L131 181V183H132V182H136V183H137V181H133ZM136 180H137V179H136ZM149 180H150V179H149ZM149 180H148V181H149ZM152 180H153V181H152ZM159 180H160V184H162V185H163L164 183H165V185L167 184V183L165 182L164 179H163L164 182H162V181H163L162 179H159ZM159 180H158V181H159ZM161 180H162V181H161ZM166 180H167V179H166ZM177 180H178V179H177ZM118 181H119V180H118ZM122 181H123V180H122ZM122 181H120V182L122 183ZM138 181H139V179H138ZM142 181H143V180H142ZM155 181H154V179H151L150 182H149L151 185L154 186V188H155V185L157 184V183H155ZM173 181H174V180H173ZM173 181H172V182H173ZM175 181H176V177H175ZM175 181H174L173 183H175ZM178 181H179V180H178ZM178 181H176V183H175V184H177V185H175V188H176V186H177V188H179L178 186L181 187V186L184 185V186H185V189H186V188H188V186H186V184H188L189 182H190V183L192 182V181H187V183L185 184V182L182 181V182H183V184H182V183H181V180H180L179 182L182 184V185H180V183H179ZM202 181H203V182H202ZM212 181H211V182H212ZM105 182H106V181H105ZM123 182H124V181H123ZM144 182H147V181H144ZM151 182H154V183L152 184ZM161 182H162V183H161ZM167 182H168V181H167ZM196 182H197V186H196V187H199V186H200L199 188H201V185L198 186V183H199L198 180H196V181L194 182L195 184L192 183V184H188V185H194V186H195V185H196ZM211 182H209V183L211 184ZM136 183H134L135 186L132 185L134 191H137V190L135 189V187H136ZM168 183H170V180H169ZM173 183H172V184H173ZM209 183H208V184H209ZM102 184H103V183H102ZM106 184H107V183H106ZM129 184H130V182H129ZM129 184H128V185H129ZM138 184H139V183H138ZM138 184H137V186H138V188H139V185H143V186H145L147 183H146V184H142V183H140L139 185H138ZM154 184H155V185H154ZM172 184H171V185H172ZM110 185H111V184H110ZM125 185H126V184H125ZM151 185H150V186H151ZM158 185H159V184H158ZM173 185H174V184H173ZM173 185H172V186H173ZM212 185H209V187L211 188ZM105 186H106V185H105ZM114 186H115V185H114ZM122 186H123V185H121V187H122ZM146 186H147V185H146ZM146 186H145V189H144V190L142 189V187L139 188V190H138L139 192L137 191V194L133 191V192H132V196H131L130 192L128 193L129 195H128V194L125 195V193L122 192L126 197H127V195H128L129 198H131V197H133V198L136 197V198H137V195H138V198H139V199H136V203H137V204H138V202H139V204H140V203H141L140 201H144V200H142L141 197H143V199H145V200H146V198H149L148 200H150V201H151V199L153 198V200H152L151 202H150V201H147V203H146V201L142 202V204L145 203V204H144V205H145V208L142 207V206H143L142 204H141L142 206H140L139 204H138V205H134V206H136V207L140 206V207H138L137 209H139V208L142 209L141 211H140V209H139V211H137V213H138L139 215H138V218H135L136 221H140V222H138V223H141L142 226H139V225H140V224H139L138 226L136 225V226L134 227V226H133L134 222H133L132 225H131L132 227H131L130 225H128V223H130L129 221L127 222V220H126V219L128 218V215H127L126 218H121V215H120V219H122V221H119L118 219H115V220L113 219V217H115V218L117 217V216H116L117 213H120V212H118V211H119V209H118L119 206H117L118 202H122V201H124V200L119 201V200L122 199V198L116 197V196H118V194L116 195V194L114 193L115 196H114V197H111L112 199H109L110 197H106V196L108 195V193H109V191L107 190L108 193H107V195L105 196V199H109V200H105V199H104V195H102V194H104V193L106 194V192H103L104 189L101 190V191L99 192V194H100L101 192H103V193H101V195H102V197H103V198H102V201H104V200L106 201V202H104V204L102 203L103 206H101V207H99V206H98V207H95V206L98 205V204L95 203L96 205H95V204L93 205L94 202L91 201V198H90V200L88 201L89 203H90V201L92 202L91 205L94 206V207H92V209H93V208H95V209H96V208H99V209H96V210L94 209V211L90 208V209L92 210V212H93V213H92V212H91V213L94 214L95 220L99 221L100 224L104 225V228H106V229L108 228L109 231L113 232L112 235H116V234L119 232V230H120L121 232L124 230V231H123V234H125V235H123V236H124L125 239L123 238V236H120V235H118V236L116 235V237H118V239H121V238L124 239V243H125V246H126V247L130 246V244H131L130 239L127 238L128 235H126V233H127L128 231H129V232H128L127 234H129V233L132 232V234H134L135 236L140 235V234H142V235H146V236H147V235L150 236L151 231H152L155 227L152 226V224H151V227H150V225H146V226H147V227H146L145 224H146V223H149L148 221H149V219H150L151 217L154 216V217H153V220L155 219L154 221L156 222V225H157V222L160 223V221H157L159 218L163 220V221H161V222H164V218H165L166 220L172 222V221H174V218H173V217H175V218H176V217H180L181 214L184 213L183 210H187V209H184V208H183L185 203H182L184 200H180V198H181L180 196H178V198H174V200H172V199L170 200V197H172V196H170V194H169V195L167 194V193L169 192V190H168V192H166L167 196H165V197H166V198H167L168 196H170V197H169V199L167 198L168 200H167V202H166V200L164 199V197H162L161 195L156 196L157 191H152V190H154V188H152L153 186L151 187L152 189H151L150 186H149V188H150L151 190H149L148 188H146ZM194 186H193V187H194ZM206 186H207V187H206ZM213 186H212V187H213ZM216 186H217V187H216ZM98 187H99V186H98ZM102 187H103V186H102ZM102 187H101V188H102ZM126 187H127V185H126ZM130 187H131V184H130ZM132 187H131V189H132ZM189 187H190V188H189V189H190V192H191L192 189H194V190H192L193 192H194L195 189H196V187H195V188H193L192 186H189ZM191 187H192V189H191ZM209 187H208V188H209ZM113 188H114V187H113ZM124 188H125V186H124ZM136 188H137V187H136ZM138 188H137V189H138ZM171 188H173V187H171ZM177 188H176V190H178V191L184 190V189H182V188H184V187L180 188L181 190H179V189H177ZM202 188H201V189H202ZM213 188H214V187H213ZM97 189H98V188H97ZM116 189H117V187H116ZM118 189H119V188H118ZM121 189H122V188H121ZM147 189H148V190H147ZM163 189H166V188H162V187H161V189H160V187H159L158 190H159V191H160V190L162 191ZM167 189H169V188L167 187ZM167 189H166V191H167ZM197 189H198V188H197ZM127 190L130 191V189H127ZM140 190H141V191H140ZM142 190H143V191H142ZM172 190H175V189H172ZM95 191H96V190H95ZM98 191H99V190H98ZM113 191H114V190H113ZM116 191H118V190H116ZM116 191H114V192H116ZM119 191H120V190H119ZM124 191L126 192V190H124ZM128 191H127V192H128ZM184 191H185V190H184ZM188 191H189V190H188ZM188 191H187V189H186V192H188ZM92 192H93V191H92ZM96 192H97V191H96ZM163 192L165 193V190H163V191L160 192V193H163ZM182 192H183V191H182ZM182 192H181V195H182ZM190 192H189V193H190ZM193 192H192V193H193ZM195 192H196V193L199 192V194H200V192H201V195H202V194H203V195L206 194L204 191H198V192L195 191ZM195 192H194V193H195ZM203 192H204V193H203ZM116 193H117V192H116ZM133 193H134V194H133ZM158 193H159V192H158ZM196 193H195V194H196ZM99 194H98V195H99ZM111 194H112V193H111ZM114 194H113V195H114ZM147 194L150 195V197H146V196H144V195H147ZM166 194H165V195H166ZM177 194H178V193H177ZM195 194H194V195H195ZM96 195H97V193H96ZM101 195H99V196L101 197ZM133 195H134V196H133ZM135 195H136V196H135ZM151 195H153V197H152ZM178 195H179V194H178ZM184 195H185V196H186V195L188 196L189 194L186 193V194H184ZM197 195H198V194H197ZM201 195H199V196H201ZM94 196H95V192H94ZM109 196H110V194H109ZM111 196H112V195H111ZM130 196H131V197H130ZM182 196H183V195H182ZM190 196H191V195H189L188 198L185 197L184 199H186V201L189 202L188 200L191 199ZM92 197H93V196H92ZM115 197H116V198H115ZM151 197H152V198H151ZM183 197H184V196H183ZM189 197H190V199H189ZM204 197H206V198H204ZM204 197H203L204 200L207 199V196H206V195H205ZM260 197H261V198H260ZM95 198H96V196H95ZM98 198H99V197H98ZM98 198H96L97 201H98ZM127 198H128V197H127ZM129 198H128V199H129ZM133 198H132L131 203H132V202L134 203V201H133L134 199H133ZM195 198H196V197H195ZM203 198L201 197V200H202ZM212 198H213V197H212ZM99 199H100V198H99ZM103 199H104V200H103ZM187 199H188V200H187ZM238 199H239V200H238ZM241 199H242V201H241ZM93 200H95V199H93ZM137 200H138V202H137ZM139 200H140V201H139ZM191 200H192V199H191ZM191 200H190V201H191ZM236 200H238V201H240V202H238V201H236ZM97 201H96V202H97ZM100 201H101V200H100ZM128 201H129V200H128ZM169 201H170V202H169ZM193 201L197 202L196 200H193ZM193 201H191V202H193ZM206 201L208 202V200H206ZM206 201H205V202L201 201V202H203L202 204H201V202H199V203H200L201 205H203V204H206V203H207ZM259 201H260V202H259ZM263 201H264V197H263ZM191 202H189V204H190ZM195 202H193V204H194ZM237 202H238V203H237ZM124 203H125V202H124ZM124 203H122V204H124ZM208 203H209V202H208ZM212 203H211V204H212ZM235 203H236V204H235ZM260 203H263V205L260 204ZM100 204H101V202H100ZM120 204H121V203H120ZM120 204H118V205H120ZM126 204H129V203H128V202L125 203L124 206L121 205L123 208L120 207V211H124V210H125L124 207H126V206H125ZM197 204H198V202L196 203V205H194L195 208H196V206H198ZM209 204H210V203H209ZM131 205H132V204H130V206H131ZM191 205H192V204H191ZM128 206H129V205H128ZM130 206H129V207H130ZM146 206H147V207H146ZM185 206H186V205H185ZM192 206H193V205H192ZM199 206H200V205H199ZM203 206H204V205H203ZM203 206H201V208H203ZM205 206H207V204H206ZM205 206H204V207H205ZM260 206H259V207H260ZM116 207H117V209H116ZM187 207L189 208V205H188ZM187 207H186V208H187ZM214 207H213V210H209V209H208V210L211 211V212H213V211H214ZM263 207H262V208H263ZM133 208H134V207L131 206L129 209H130V210L132 209V211H133L134 209L136 210V208H134V209H133ZM182 208H183V210H182ZM198 208H200V207H197V210H198ZM201 208H200V209H201ZM207 208H208V207H207ZM262 208H261V209H262ZM121 209H122V210H121ZM127 209H128V208H127ZM143 209H144V210H143ZM189 209H191V207H190ZM203 209H204V208H203ZM258 209H259V210H258L259 213H260V211L263 212V210H260V208H258ZM88 210H89V209H88ZM91 210H90V211H91ZM142 211H143V212H142ZM190 211H191V210H189L188 212H189V213L193 212V211H191V212H190ZM204 211L207 212L206 207H205ZM125 212H126V210H125ZM188 212H186V213H188ZM196 212H198V211H196ZM262 212H261V214H262ZM113 213H114L115 216L113 215ZM189 213H188V214H189ZM207 213H208V212H207ZM256 213H257V211H256ZM263 213H264V212H263ZM120 214H121V213H120ZM130 214H132V213H130ZM146 214H147V215H146ZM177 214H180V216L177 215ZM112 215H113V217L111 218ZM182 215L184 216V214H182ZM186 215H187V214H186ZM190 215H191V214H190ZM204 215H205V214H204ZM212 215H214V214H212ZM135 216H136V213H135ZM187 216H188V215H187ZM259 216H260V215H259ZM263 216H264V215H263ZM118 217H119V216H118ZM122 217H123V216H122ZM148 217H149V219H148ZM172 218H173V219H172ZM254 218H255V219H254ZM123 219H125L126 222H127V223H124V224H123V226H125V224H126L125 227H123V226H122V223H121V226H122L124 229H122L121 226H118V227L115 226V225H118L119 222H125V221H123ZM130 219H131V221H132V218H131V217H130ZM112 220H113V221H112ZM128 220H129V218H128ZM147 220H148V221H147ZM166 220H165V221H166ZM176 220H177V219H176ZM97 221H96V222H97ZM177 221H178V220H177ZM185 221H186V220H185ZM259 221H260V219H259ZM115 222H116V223H115ZM117 222H118V223H117ZM151 222H152V221H151ZM171 222H169V223L171 224ZM181 222H182V221L180 220V223H181ZM97 223H98V222H97ZM114 223H115V224H114ZM172 223L174 224V222H172ZM176 223H177V222H176ZM178 223H179V222H178ZM219 223H220V222H219ZM219 223H218V224H219ZM258 223H259V224H258ZM136 224H137V223H136ZM149 224H150V223H149ZM113 225H114V226H113ZM127 225L131 227V228H130L131 231H130V229H128V226H127ZM143 225H144L145 227H144ZM162 225H163V223H162ZM166 225H169V224L166 222V223L164 224V226H166ZM177 225H179V224H175V226H177ZM182 225H183V224H182ZM257 225H258V227H257ZM157 226H158V225H157ZM159 226H161V225L159 224ZM164 226H162V227H163L162 229L168 227V226H166V227H164ZM172 226H174V225H170V227H172ZM113 227H114V228H113ZM177 227H178V226H177ZM177 227H176V228H177ZM116 228H118V229L121 228L122 230H121V229L117 230ZM132 228H133V229H132ZM134 228H135V229H134ZM172 228H173V227H172ZM179 228H180V227H179ZM262 228H263V227H262ZM127 229H128V230H127ZM166 229H167V228H166ZM114 230H116V231H114ZM155 230H156V229H155ZM172 230H173V229H172ZM246 230H248V231H246ZM249 230H250V231H249ZM258 230H259V231H258ZM106 231H107V230H106ZM126 231H127V232H126ZM163 231H164V230H163ZM115 232H116V234H114ZM158 232H159V231H158ZM161 232H162V230L160 231V233H161ZM166 232H167V230H166ZM102 233H103V232H102ZM108 233H109V232H108ZM163 233H165V232H163ZM91 234H92V235H95V234H96L95 237H96V238L98 237L99 239L102 238L100 241L102 242V240H104L103 243H105V244L102 243V246H101V247H98V248L100 249V252H98L99 249H97L98 251H97V250H96V251L93 250V255L95 256V259L93 258L94 256H92V260L95 261L94 263H95V264H101V263L109 264V261H110V260H111V261H112V260H113V261H116V260H117L116 262L119 264V263H120V261H119L120 259H119V260H118V259H115V260H114V259H111V257L113 256L115 250H114V248H113V245H111V242H107V241L110 240V239L107 240V237H105V236H106L105 234H104V235H105V236H104V235L101 234V231L97 232L95 229L92 230V233H91ZM119 234H120V232H119ZM155 234H157V233H155ZM253 234H254V235H253ZM121 235H122V234H121ZM157 235H158V234H157ZM159 235L161 236L162 234H159ZM247 235H249V237H248ZM119 236H120V238H119ZM154 236H155V235H154ZM198 236H199V235H198ZM223 236H222V238H224ZM108 237H109V236H108ZM116 237H115V238H116ZM157 237H158V239H159V238L161 239V237L164 238L165 236H164V235L161 236V237L156 236V238H157ZM256 237H255V238H256ZM153 238H154V237H153ZM165 238H166V237H165ZM242 238H244L245 241H247V244H246L245 241H244V242H242V244L240 243V245H242V246H240V245L237 244V243L240 242ZM154 239H155V238H154ZM160 239H159V240H160ZM244 239H242V240H244ZM61 240H62V241H64V240H65V241H69V240L66 239V238H63V239H61ZM106 240H107V241H106ZM226 240H225V241H226ZM161 241H162V240H161ZM225 241H224V242H225ZM156 242H157V241H156ZM250 242H249V243H250ZM122 243H123V242H121V244H122ZM151 243H152V242H151ZM227 243H226L225 245L228 247L229 244L227 245ZM112 244H113V243H112ZM122 245H123V244H122ZM232 245H231V246H232ZM153 246H154V244H153ZM231 246H229V247H231ZM107 247H108V248H107ZM240 248H239V249H240ZM39 249H40V248H39ZM39 249H38V250H39ZM66 249H67V248H66ZM95 249H96V248H95ZM109 249H110L111 251H110ZM146 249H147V248H146ZM113 250H114V251H113ZM230 250H232V249H230ZM236 250H237V249H236ZM36 251H37V250H36ZM119 251L121 252L120 249H119ZM227 251H229L228 248H227ZM234 251H235V250H234ZM244 251H245V250H244ZM94 252H95V254H94ZM122 252H123V251H122ZM131 253H132V252H131ZM143 253H144V252H143ZM143 253H142V255H144ZM212 253H213V252H212ZM229 253H230V252H229ZM231 254H232V252H231ZM117 255H118V256H119V255L121 256L122 254H121V253H118ZM117 255H116L115 257H118ZM142 255H140V256H142ZM214 255H215V254H214ZM122 256H125V257H126V255H122ZM140 256H139V257H140ZM139 257H138V258H139ZM155 257H157V259H158V256H155ZM212 258H213V257H212ZM214 258H215V257H214ZM139 259H140V258H139ZM144 259L147 260L146 258H144ZM159 259H160V258H159ZM159 259H158V260H155V259H154L155 262H152L151 264H165V263L168 264L167 262H165V261H166L165 259H164V260L162 259L163 261H162L161 259H160V260H159ZM58 260L61 261L62 259H61V258H58ZM132 260H133V259H132ZM140 260L142 261L143 258H141ZM154 260H153V261H154ZM30 261H31V259H28V261H27V262L24 261L23 264H28ZM124 261H125V259H124ZM129 261H130V258H129ZM129 261H126L127 263H126V262H125V263L128 264ZM143 261H144V260H143ZM147 261H148V260H147ZM147 261H146V262H147ZM132 262H133V261H132ZM164 262H165V263H164ZM18 263H19V262H18ZM111 263H112V262H111ZM113 263H114V262H113ZM113 263H112V264H113ZM117 263H115V264H117ZM121 263L125 264L124 262H121ZM142 263H144V262H142Z\"/></svg>",
	"mask_w": 264,
	"mask_h": 264
},
{
	"label": "water",
	"instance_id": "3",
	"mask_svg": "<svg viewBox=\"0 0 264 264\" xmlns=\"http://www.w3.org/2000/svg\"><path fill=\"white\" fill-rule=\"evenodd\" d=\"M35 191L34 192H36V194H37V196H39V192H37V190H36V187H35V189H34Z\"/></svg>",
	"mask_w": 264,
	"mask_h": 264
}]
</instances>
